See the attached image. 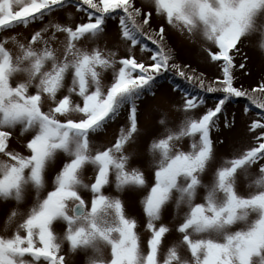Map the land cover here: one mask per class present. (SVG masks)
I'll list each match as a JSON object with an SVG mask.
<instances>
[{
  "label": "rangeland",
  "instance_id": "rangeland-1",
  "mask_svg": "<svg viewBox=\"0 0 264 264\" xmlns=\"http://www.w3.org/2000/svg\"><path fill=\"white\" fill-rule=\"evenodd\" d=\"M43 1L0 32V264H264L254 109L166 81L113 106L150 51L112 1ZM128 1L194 81L232 64L236 85L264 87V0Z\"/></svg>",
  "mask_w": 264,
  "mask_h": 264
},
{
  "label": "trees",
  "instance_id": "trees-1",
  "mask_svg": "<svg viewBox=\"0 0 264 264\" xmlns=\"http://www.w3.org/2000/svg\"><path fill=\"white\" fill-rule=\"evenodd\" d=\"M113 2L123 11L121 17L125 34L135 43H139L143 48L149 50L153 57L149 65L132 70L135 73L134 81L123 89L121 97L118 96L119 94L115 95L112 105L116 106L123 100L126 104L134 107L136 102L150 93L156 84L164 81L189 97L212 96L215 101L224 103L238 98L237 100H240L248 109L255 108L259 111L257 116L260 119L259 123L263 133L257 147L251 151L250 155L251 158L257 157L262 160L264 171V87L257 85L249 88L241 83L236 85L235 78H233L235 65L232 64L223 68L221 78L212 79L209 82L194 81L187 71L188 69L179 63L180 57L176 55L174 57L170 52L171 48L161 31L149 29L147 22L142 19L143 14L140 10L132 7L131 1L114 0ZM97 4L101 7L100 1ZM173 65L176 69L173 68Z\"/></svg>",
  "mask_w": 264,
  "mask_h": 264
},
{
  "label": "flooded vegetation",
  "instance_id": "flooded-vegetation-1",
  "mask_svg": "<svg viewBox=\"0 0 264 264\" xmlns=\"http://www.w3.org/2000/svg\"><path fill=\"white\" fill-rule=\"evenodd\" d=\"M0 2H2V1L0 0ZM17 17H18V8L17 7H14L11 4H5L2 9L0 8V32H1V29L2 28L9 27L14 22H16L17 21ZM0 82H1V77H0ZM38 107H39V105H38ZM31 108L33 109V105L32 104H31ZM40 108H41V106H40ZM37 110L38 109L36 108L35 109V114H37L39 117H42L41 114H43V113H37ZM0 111H1V106H0ZM0 115H1V113H0ZM15 116H17V114L12 115V117H15ZM10 119H11V117H10ZM10 119H9V121H10ZM0 123H4V124L6 123L5 120H4V118H3V116L0 117ZM63 123L64 122L61 123L59 121V123L57 124L58 127H61V125ZM6 134L7 133H5V131L0 126V154L4 150L3 147H5L4 144L1 143V140H2L3 136L6 135Z\"/></svg>",
  "mask_w": 264,
  "mask_h": 264
},
{
  "label": "water",
  "instance_id": "water-1",
  "mask_svg": "<svg viewBox=\"0 0 264 264\" xmlns=\"http://www.w3.org/2000/svg\"><path fill=\"white\" fill-rule=\"evenodd\" d=\"M83 207L81 205H76L73 209V213L75 216H81L83 214Z\"/></svg>",
  "mask_w": 264,
  "mask_h": 264
}]
</instances>
